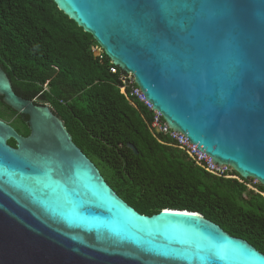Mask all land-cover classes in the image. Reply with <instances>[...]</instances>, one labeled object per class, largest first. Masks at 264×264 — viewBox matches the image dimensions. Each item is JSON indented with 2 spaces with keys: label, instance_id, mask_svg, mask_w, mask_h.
Wrapping results in <instances>:
<instances>
[{
  "label": "water",
  "instance_id": "95a60500",
  "mask_svg": "<svg viewBox=\"0 0 264 264\" xmlns=\"http://www.w3.org/2000/svg\"><path fill=\"white\" fill-rule=\"evenodd\" d=\"M53 1L133 74L165 124L264 185V0ZM0 97L30 130L0 120V264H264L201 213L139 212L2 66Z\"/></svg>",
  "mask_w": 264,
  "mask_h": 264
},
{
  "label": "trees",
  "instance_id": "16d2710c",
  "mask_svg": "<svg viewBox=\"0 0 264 264\" xmlns=\"http://www.w3.org/2000/svg\"><path fill=\"white\" fill-rule=\"evenodd\" d=\"M94 37L61 11L53 0H0V66L19 96L49 105L75 143L96 164L109 185L139 212L164 209L203 214L231 235L264 253V185L236 171L219 177L196 166L149 130L151 111L131 103L119 87L120 68L97 57ZM0 107L29 133L24 117ZM6 111V112H7ZM9 117L0 112V120ZM132 143L138 154L128 144ZM9 144L16 146L15 140Z\"/></svg>",
  "mask_w": 264,
  "mask_h": 264
},
{
  "label": "built area",
  "instance_id": "2783aa9c",
  "mask_svg": "<svg viewBox=\"0 0 264 264\" xmlns=\"http://www.w3.org/2000/svg\"><path fill=\"white\" fill-rule=\"evenodd\" d=\"M92 49L97 57H100V59L103 58L104 51L100 46H93ZM118 69L119 68L116 65L111 67L112 73H117ZM119 82L120 91L126 96L127 100H129L131 103L137 101L144 107H146V109L151 111L152 115L148 127L152 134L157 137L159 142L163 143L160 136H166L168 137L171 144L174 147H177L182 150L186 154V156L194 162L196 166L204 168L209 173H212L219 177H236L231 175L234 170L230 165L217 167L213 163L211 157L199 150L196 146H194L182 132H175L172 127L165 124L166 121L164 120L162 114L159 111L153 109L151 102L146 99L144 92L136 84L132 73L121 71L119 76Z\"/></svg>",
  "mask_w": 264,
  "mask_h": 264
},
{
  "label": "rangeland",
  "instance_id": "374dc122",
  "mask_svg": "<svg viewBox=\"0 0 264 264\" xmlns=\"http://www.w3.org/2000/svg\"><path fill=\"white\" fill-rule=\"evenodd\" d=\"M6 111L7 110H4L3 107H0V112H5L6 113V116L9 117V118H7V119H5L3 121L7 122L8 124H11L16 119V117L15 116H11V114L9 113V111H7V112ZM15 128L18 129V127H16V126H15ZM249 180H251V183L248 184V187L250 189H253L256 192H260L259 191V187H258V182H256V180H254L252 178H250ZM260 193H263V192H260ZM263 196H264V193H263Z\"/></svg>",
  "mask_w": 264,
  "mask_h": 264
},
{
  "label": "flooded vegetation",
  "instance_id": "af4514ba",
  "mask_svg": "<svg viewBox=\"0 0 264 264\" xmlns=\"http://www.w3.org/2000/svg\"><path fill=\"white\" fill-rule=\"evenodd\" d=\"M40 104V103H39ZM25 121H28V118L24 117ZM27 123V122H26ZM27 129L29 130V126L27 124ZM16 130L23 136L27 137L29 134H30V130H29V133L28 134H25V132L23 130H21L20 128H16ZM13 147H16V146H13ZM105 178V177H104ZM117 192V191H115ZM118 194V193H117ZM119 195V194H118ZM120 196V195H119ZM121 197V196H120Z\"/></svg>",
  "mask_w": 264,
  "mask_h": 264
}]
</instances>
